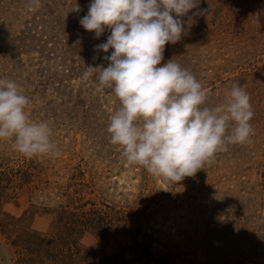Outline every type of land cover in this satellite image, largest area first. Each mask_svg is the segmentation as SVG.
Wrapping results in <instances>:
<instances>
[{
  "label": "rangeland",
  "instance_id": "obj_1",
  "mask_svg": "<svg viewBox=\"0 0 264 264\" xmlns=\"http://www.w3.org/2000/svg\"><path fill=\"white\" fill-rule=\"evenodd\" d=\"M90 3L0 0V79L19 85L30 122H47L59 151L26 158L14 138L0 139V161L32 174L0 199V264L71 242L79 251L69 264H264V0H200L181 18L186 34L165 45L161 65L174 59L190 70L205 106L239 83L254 111L252 143L228 145L176 183L129 164L109 142L121 103L96 77L81 79L113 51L95 50L110 29L95 38L79 23ZM75 221L86 225L70 231Z\"/></svg>",
  "mask_w": 264,
  "mask_h": 264
},
{
  "label": "clouds",
  "instance_id": "obj_2",
  "mask_svg": "<svg viewBox=\"0 0 264 264\" xmlns=\"http://www.w3.org/2000/svg\"><path fill=\"white\" fill-rule=\"evenodd\" d=\"M38 5V0H33ZM200 0H91L79 23L99 38L95 50L107 67L86 66L82 81L93 77L113 90L121 103L110 118L109 142L122 150L129 164L143 166L173 183L194 176L228 145L250 144L255 130L250 95L233 85L223 103L205 106L207 92L192 72L174 59L164 60L166 44L186 34L181 19L199 8ZM77 11L80 10L77 4ZM199 9L193 16L203 14ZM175 14V15H173ZM79 43V41H78ZM30 99L19 85L0 79V139L14 138L15 150L26 158L58 156L47 122H30Z\"/></svg>",
  "mask_w": 264,
  "mask_h": 264
},
{
  "label": "trees",
  "instance_id": "obj_3",
  "mask_svg": "<svg viewBox=\"0 0 264 264\" xmlns=\"http://www.w3.org/2000/svg\"><path fill=\"white\" fill-rule=\"evenodd\" d=\"M7 162H4L3 160L0 161V199L3 198V196L6 193H13L17 188H21L24 186H27L30 184L32 174L30 171L25 170L24 166L19 165L15 162V167H9L7 165ZM91 216V223H94L96 225V229L98 230H104L108 229L106 225L100 226L97 224V221L94 219L93 215ZM82 222L75 221L71 222L70 224V231H75L77 227H83L86 224H81ZM66 227V226H65ZM72 227V228H71ZM70 248L68 247H63L59 248L56 250L52 249H47L42 251L41 249L37 252L33 251V248L29 251L28 249H25V252H19L17 253H12L13 258H12V264H45L43 257L46 256H55V253H59L60 259L62 260L60 263H57L55 259L49 260L50 264H69V259H73V255L75 253H78V248L71 242L70 243ZM78 250V251H77ZM15 254V255H14ZM15 256V257H14ZM68 260V261H67Z\"/></svg>",
  "mask_w": 264,
  "mask_h": 264
}]
</instances>
